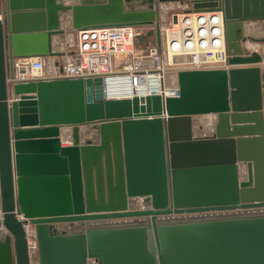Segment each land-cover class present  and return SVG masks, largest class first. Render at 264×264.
<instances>
[{"label": "water", "instance_id": "95a60500", "mask_svg": "<svg viewBox=\"0 0 264 264\" xmlns=\"http://www.w3.org/2000/svg\"><path fill=\"white\" fill-rule=\"evenodd\" d=\"M166 2L222 13L228 68L180 70L164 99L107 96L100 77L8 85L15 58L57 66L76 30L154 23L159 45ZM248 22L264 0H0V264H29L27 222L38 264H264V34Z\"/></svg>", "mask_w": 264, "mask_h": 264}, {"label": "built area", "instance_id": "2783aa9c", "mask_svg": "<svg viewBox=\"0 0 264 264\" xmlns=\"http://www.w3.org/2000/svg\"><path fill=\"white\" fill-rule=\"evenodd\" d=\"M188 8L182 2L159 3V45L154 34L148 35L155 30L154 23L76 30L74 42L67 41L61 48L64 53L57 59V66L53 57L15 58L8 85L50 78L100 77L105 89L108 77L121 76L128 81L130 97L141 93L158 94L163 99L176 97L179 94L178 71L226 69L229 66L222 13L187 11ZM170 70L174 74L171 79ZM153 82L155 88L141 90L143 85ZM63 142L68 144L67 137ZM23 227L29 264H38L34 227L28 222Z\"/></svg>", "mask_w": 264, "mask_h": 264}, {"label": "bare ground", "instance_id": "6f19581e", "mask_svg": "<svg viewBox=\"0 0 264 264\" xmlns=\"http://www.w3.org/2000/svg\"><path fill=\"white\" fill-rule=\"evenodd\" d=\"M247 31H249V29ZM257 33L259 34V32H257V28L255 27L252 30H250V34L252 35H255ZM245 46L246 48L252 51H259V45L256 43L246 42ZM155 86H156L155 82L145 84L142 86L141 90L150 91L152 88H155ZM129 92H130V87L125 77L111 76L106 79L105 93L107 96L121 97L128 94Z\"/></svg>", "mask_w": 264, "mask_h": 264}, {"label": "crops", "instance_id": "0c3cea01", "mask_svg": "<svg viewBox=\"0 0 264 264\" xmlns=\"http://www.w3.org/2000/svg\"><path fill=\"white\" fill-rule=\"evenodd\" d=\"M249 25H252L254 26L255 28H257V32H259L260 35L264 34V23H253V22H248L246 27L249 26ZM252 30V29H251ZM258 33L255 34V35H259ZM64 44L67 43L66 41V38H65V41L63 42ZM56 45L58 46L59 49L62 48V43H53V45ZM27 128V127H26ZM88 130H89V127L88 126H84V127H81V138H85L87 137V133H88ZM65 137V136H64ZM91 137H93V139L95 138V135H91ZM62 145H67V143L63 142L61 143Z\"/></svg>", "mask_w": 264, "mask_h": 264}, {"label": "rangeland", "instance_id": "374dc122", "mask_svg": "<svg viewBox=\"0 0 264 264\" xmlns=\"http://www.w3.org/2000/svg\"><path fill=\"white\" fill-rule=\"evenodd\" d=\"M177 11H181V10H177ZM251 28L253 29L254 28V26H252V25H249V26H247V28H246V34H250V30H251ZM249 29V31H247ZM71 35H70V38H71V41H73L74 42V32L73 33H70ZM68 36V35H67ZM246 42H250L249 40H246ZM256 44H258L259 45V48H260V46H262V43H256ZM248 52H251V50L250 49H246ZM260 50V49H259ZM173 73H172V71L170 70V74H169V79H171L172 77H173ZM206 117H203L202 119H201V122L202 123H204V124H206ZM138 200V201H137ZM142 206V207H145L146 205L141 201V199L140 198H135V207L137 208V207H140V206Z\"/></svg>", "mask_w": 264, "mask_h": 264}]
</instances>
